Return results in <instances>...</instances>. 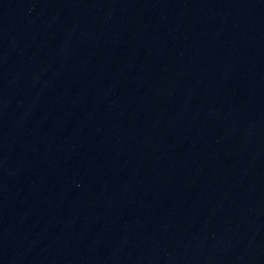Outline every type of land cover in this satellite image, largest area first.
<instances>
[{"label": "water", "instance_id": "water-1", "mask_svg": "<svg viewBox=\"0 0 264 264\" xmlns=\"http://www.w3.org/2000/svg\"><path fill=\"white\" fill-rule=\"evenodd\" d=\"M263 239L264 0H0V264Z\"/></svg>", "mask_w": 264, "mask_h": 264}]
</instances>
